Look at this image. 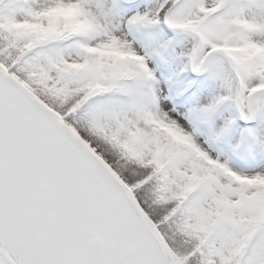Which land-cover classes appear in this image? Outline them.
<instances>
[{"label": "snow or ice", "instance_id": "1", "mask_svg": "<svg viewBox=\"0 0 264 264\" xmlns=\"http://www.w3.org/2000/svg\"><path fill=\"white\" fill-rule=\"evenodd\" d=\"M0 264H264V0H0Z\"/></svg>", "mask_w": 264, "mask_h": 264}]
</instances>
